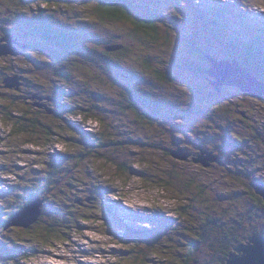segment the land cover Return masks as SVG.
Listing matches in <instances>:
<instances>
[{
	"label": "rangeland",
	"instance_id": "374dc122",
	"mask_svg": "<svg viewBox=\"0 0 264 264\" xmlns=\"http://www.w3.org/2000/svg\"><path fill=\"white\" fill-rule=\"evenodd\" d=\"M13 1L16 2L0 0L3 17L0 34L10 32L16 36L20 32L19 26L15 28L17 16ZM22 1L28 6L29 0ZM89 1L82 0L79 5L69 3L68 8H58L54 16L69 36H77V41L89 52L85 49L80 53L69 48L61 59H53L47 53L51 57L48 60L36 52L39 47L46 48L36 39L12 36L0 39V111L6 112L0 116V217H4L2 210H19L31 193L30 186L35 184L34 189H39L36 187L38 181L52 172L49 168L57 163L60 154L71 153L73 157L86 152L89 157L80 160L81 163L78 161L77 181L72 178L73 173L68 178L64 175L59 178L63 181L61 186L74 189L66 184L71 180L80 193L83 192L80 196L93 200L90 207H81L79 198L70 191L63 195L68 199L67 203L75 200L73 205L85 219L88 216L92 219L83 221L80 232L71 234L70 239L52 238L48 243L43 240L35 249L22 245L28 255L21 257V264H179L176 251L182 241L188 240L186 228L195 229L192 226L197 225L200 230L207 217L216 220L214 237L207 236L211 250L215 247L213 242L218 246L215 238L220 233L243 237L264 231V204L250 197L251 193L261 197L253 187L264 181V88L258 85L259 89L247 91L230 86V69L218 64L222 61L231 65L236 60L241 64L246 59L241 49L247 47L246 41L254 40L255 49L259 50L257 57L264 59V0H131L136 15L151 17L158 23L160 38L157 40L138 37L128 23L98 21L92 22L91 27L88 26L90 22H79L87 18L85 7L96 5L98 0L91 4ZM35 3L37 10L46 6L40 4V0ZM33 7L29 5L28 9ZM75 9L77 16L73 13ZM219 9L233 16L223 19L218 15ZM203 13L216 14L217 19L205 20V25ZM211 25L218 29L224 27V34L215 28L214 31ZM235 28L239 29L237 34L244 36L236 35V38ZM232 39L244 42L239 47L226 46L225 43L231 44ZM28 41L38 47H30ZM116 44L118 50L124 45L128 51L122 56L114 55L117 50L110 52L108 49H115ZM71 45H74L73 40ZM192 49L198 50L195 60L201 65L200 73L175 64L180 63L177 60L190 58ZM104 50L110 54L105 63L99 58V53ZM143 57H146L144 60L150 58L153 67L171 75L172 81H160L157 74L149 75L140 66ZM46 61L54 67L65 61L70 62L71 67L73 64L74 68H69L72 86L59 82L52 69L43 64ZM107 61L119 66L124 64L129 70L125 67L120 71L119 68L111 70ZM133 73L137 76L135 79L124 77ZM223 73L225 77H222ZM17 79L25 89H34L36 93L41 90L55 92L51 107L59 108L63 102L72 101L82 105L78 108L81 113L66 117L59 108L57 115L65 118L67 127L50 140L44 132L34 134L36 129L25 128L26 132L19 133L14 126H20V121L25 122L24 117L28 119L27 127L33 122L26 112L30 113L31 120L46 123L45 129L56 127L61 121L56 115L48 120L42 118L33 112L32 106L18 100V95L6 91L3 85L13 87ZM258 79L264 83L260 77ZM223 80L227 83L223 84ZM135 90L148 100L159 101L161 115L154 114L155 109L149 101L135 103L128 94ZM38 100L48 105L47 100ZM84 113L90 117H85ZM106 135L112 138L107 143L111 145L106 147L111 150L99 152L98 140L103 141ZM38 144L42 145L39 147ZM196 147L215 152L226 166L211 162V156L196 155ZM168 149L176 150L179 160L169 157ZM190 158L194 159L190 161ZM196 161L200 164L210 162L212 170L194 164ZM192 179L206 182L208 191L200 192L197 188L191 193L185 183ZM200 196L202 199L199 200ZM50 205L44 199L41 227L52 222V218L54 220ZM184 211H191L190 220L182 217ZM110 212L112 218L108 216ZM176 217L182 224L175 225ZM160 218H170L174 227L158 225ZM148 221L153 226L149 232L152 238L138 247L124 238L127 234L124 227L138 229V223L145 225ZM232 228L234 232H229ZM16 229L23 231L19 227ZM10 233L19 235L15 231ZM162 237L169 239L163 241ZM247 242L246 246L253 245L249 240ZM19 248L13 243L1 246L0 257L7 263L6 259L11 258L12 252L20 251ZM153 250L158 254L153 256ZM210 254L201 258L203 264H223V254Z\"/></svg>",
	"mask_w": 264,
	"mask_h": 264
},
{
	"label": "trees",
	"instance_id": "16d2710c",
	"mask_svg": "<svg viewBox=\"0 0 264 264\" xmlns=\"http://www.w3.org/2000/svg\"><path fill=\"white\" fill-rule=\"evenodd\" d=\"M15 1L16 2H14V1L12 2L13 3L12 6L14 8L13 11H16L14 14L17 16L15 19V22H16L15 28H17L19 26L20 32L16 36L11 34L10 32H3L0 34L1 40L4 39L5 37H9V36L14 37L15 39H17L18 37H22L23 40L24 39L25 40H27V39L35 40L36 39V40H38V42H40L41 44H44L46 46V48L39 47L40 49H38L36 52L41 56H46L48 58V60H50L51 57L53 59H61L62 58L61 55H64L63 52L67 51L69 48H73L74 50L79 51L80 53H82L83 50H85V49H86V51L89 52V49L86 46H83L82 44H80L77 41L78 40L77 36H75V38H71L69 36V33L64 28H62L59 25L58 21L54 18V16L57 15L56 12L58 11V8H63V7L68 8L69 3L73 4V5H79V4H81L82 0H40L41 1L40 4L43 3L44 5H46L44 8H41L42 10L36 9L35 0H29L28 6L26 5V3H27L26 1H22V0H15ZM93 1L94 0H90L89 3L91 4V2H93ZM29 5H33L34 7L31 10H29L28 9ZM80 9H81V7H80ZM76 10L77 9H75V12H73V13L77 16L78 13L76 12ZM38 11H42L43 13L40 14ZM218 11H220V9ZM224 12H225L224 9L222 11L218 12V15L223 19L226 18V16H230V17L233 16L230 12H227V14ZM85 13L87 14V18L83 19L79 22H82V21L90 22V24L88 26L93 27V25L91 23L92 22L97 23L98 21H100V23H104L107 21L108 22H114V23L122 22V23L131 24L133 32L138 37H142V36L144 38L148 37L151 40L152 39L157 40L160 38L158 35L159 31L156 27L157 22H155L151 17L144 18L141 15H136V11H135L134 6L132 5L131 0H98L96 5H94V6L90 5L89 7H85ZM92 14L95 15L94 18L92 17ZM216 14H217V12H216ZM216 14H211V13L204 14L203 13L201 16H202L204 22H205V20H209V21L213 20L214 21L215 19H217ZM2 18L3 17L0 15V19H2ZM223 23L227 25V21L224 20ZM205 25H207L206 22H205ZM211 27L214 30L215 27H213L212 25H211ZM205 28L209 31L208 26H205ZM223 28L224 27L221 26L220 29H218V28H215V29L216 30L218 29L219 33L224 34ZM230 28H231V26L229 27V29ZM216 30H214V31H216ZM237 30H239V29H237V28L234 29V31H235L234 36L236 38H238L236 35L244 36V35L237 34L238 33ZM220 36L221 35L218 34L219 38H220ZM71 40L74 41V45H71ZM250 40H253V39H250ZM28 42H30V41H28ZM243 42L244 41H242V40L234 41L232 39L231 44L228 42L225 44H226V46L238 45V47H239ZM246 42H247L246 43L247 47H245V49L244 48L241 49L243 51L244 56L246 57L245 61L241 62L242 67L257 77L259 75L260 80L263 81L264 80V59L262 60V59H259L257 57L256 52H259V50L255 49V45H256L255 40H254V42H250V41H246ZM29 45H30V47H32V45L35 46L36 48L38 47L34 44L33 41H31L29 43ZM27 46H28V44H27ZM116 46H117V44H116ZM121 47H122V50L121 49L117 50L113 54L116 56H122L128 51L126 46L122 45ZM197 51H198L197 49H192V51L190 53V56H191L190 58L186 59L185 61L177 60L176 62L179 61L180 63H175V64H178L183 69H188V70L200 73L201 72V65L198 62H196V60H195L196 55L198 53ZM22 52H24V51H22ZM47 53L50 54L51 57ZM107 55H110L107 50H104L103 53L102 52L99 53V58L102 59L103 63H105V61L108 60ZM202 57H203V55H202ZM145 58L146 57L142 58V62L140 63V66L144 67V69L147 70L149 75L153 76L154 74H157V77L160 81H164V82L165 81H169V82L172 81L173 77L171 75H168L166 72H163L162 70L153 67L152 66L153 64L151 63L150 58H147L146 60H144ZM236 61H238V60H236ZM43 64H47L48 65L47 68L52 69V72L54 74H56V76H57L56 79L59 82L62 81L64 83H66L69 87L72 86V79H70V76H69V72H70L69 68L71 67L70 62L65 61L62 64H58V66H56V67H54L50 63V61H46ZM108 64H109V67L111 68V70L112 69L116 70L119 68L118 71H120L122 69V67L123 68L125 67L127 69V71L129 70V68L126 67L124 64H123V66H122V64H121V66H119L116 62H114V63L108 62ZM78 66L83 67L81 65H78ZM104 66L106 67V69H108V67L106 65H104ZM72 67L74 68L73 64H72ZM206 70L207 69H204V72H206ZM260 71H262V73H259ZM124 77H126V78L132 77L133 79H135L137 76L134 75V73H133V75H131V74L124 75ZM61 79H63V80H61ZM4 83H5L4 79H1V84H4ZM50 83L55 84L54 81H51ZM3 87L5 89H7L6 91L10 90L9 92L18 95L19 96L18 100H22L23 104L26 106H32L33 110H34L33 112L35 114L40 115L42 118H45L46 120H48L52 116L55 117V115L57 118V116H58L57 114L59 113V108L62 109L61 111L65 114L66 117H69V116L75 117L76 115L81 113V109H78V108H82V105H78V104L75 105L72 101H70L68 103L63 102L62 105L59 106V108L58 107L57 108L51 107L54 105V103L52 101L55 98L54 97L55 92H53V91L51 92L50 90H44V91L41 90L40 92L36 93V90H34V89H31V90L25 89V86H22V83L18 87L17 86H13V87L9 86L7 88L6 85H3ZM49 92H50V94H48ZM72 94H75V93H72ZM128 94L133 98L135 103L143 104L144 102H147V101L151 102V104L153 105V107L155 109L154 114L161 115L160 109L162 108V106L160 105L159 101L155 102V101L148 100V98H146L144 95H141V93H139L138 90H135L134 92L129 91ZM100 96H102V95H100ZM34 98H36L37 100L33 101ZM40 98L47 100L48 105L46 106L44 102L38 100ZM75 99L77 100V97H75ZM18 100L16 102L17 105H19ZM2 105H3V103H2ZM38 106L41 108H39ZM74 109H78L77 112L74 111ZM85 110H87V109H85ZM136 111H137V109L134 110V112H136ZM26 113L29 117V120L33 121V122H32V124L29 125V127H27V124L25 122L28 119L26 117H24L25 122H24V120L20 121L19 122L20 126H14L19 130V133L26 132V131H24L25 128L36 129V130H34V134L37 135L40 132H44L48 135V136L46 135V138L48 140H50L51 137L53 135H55L56 133L62 134L61 130L64 129V127H67L64 124L65 118L58 116V119L61 122L58 123V125L56 127H53L51 129H45L44 127H46L45 126L46 123L42 122L41 120H38V122L31 120L30 113L29 112H26ZM2 114L5 115L6 112L0 111V116H2ZM84 116L90 117L89 115H87V113L86 114L84 113ZM228 137L231 138L232 136L229 135ZM64 139H65V137H64ZM111 140H112V138L107 136V135H106V137L103 136V141H100V139H99L98 140V142H99L98 146L100 147L99 152L111 150V147L106 148L107 146L111 145V144H107ZM151 140L154 141L153 138ZM237 141L239 142V140H237ZM191 144H193V142H191ZM39 145H42V144H38V146ZM148 145L150 146L151 144L148 143ZM180 147L182 148V146H180ZM160 148H163V145L160 146ZM181 148H180V150H181ZM196 150H197L196 155H198L202 150H205L207 152L213 153V155L216 156L215 152L204 149L202 147H196ZM175 151L173 149H168L167 154L169 157H172V159L179 160V159L175 158L173 155V153H175ZM85 153L86 152H80V153H78V155H73V157H71L72 156L71 153L60 154L56 158L58 160L57 163L53 164V167L49 168L50 170H52V172L47 177L41 178V182L38 181V185H36V187H38L39 189L38 190L34 189L35 184L30 186L31 189H29V190L31 191V193L26 198V201L19 208V210H17V211L14 210L11 212L2 210V214H4V217H0V247L1 246L7 247L11 243H13L15 245H19L21 248L20 251L12 252L11 258L6 259L7 263L21 264V257L23 255L24 256L28 255L27 249H24L22 247V245L23 246H29V247L35 249L37 246H41V242L43 240H44V242L48 243L52 240V238H54V239L58 238L61 240V238L63 237V238L70 239L71 234H73V233L78 234L80 232L79 230L81 228V223L83 221H85L86 219H92L91 216H88L85 219L83 216V213L80 214L79 209L75 205H73L75 203L74 202L75 200H73L72 203H67L66 200L68 201V199L65 196L63 198V195L67 191H70L71 194H73L79 198L77 200L81 203V207L82 206L90 207L89 204L92 203L93 200H91L89 197L84 199L83 196H80V195H83L82 194L83 192L80 193V190L76 186L75 182H73L71 180L68 181V183H66V184H67V186L74 188V189L70 190L67 187L61 186L63 181L60 180V178H59V176L62 177L63 175L65 176V178H68L73 173L74 177H72V178L75 181H77L78 179L75 176L77 175L76 170L79 169L78 161L80 162V160L83 161V160L89 158V157H87V155H85ZM98 158L101 159L102 157L98 156ZM193 159L194 158H190L189 160L192 161ZM220 160L222 162L220 164V166L225 167L226 163L224 164L223 163L224 161L221 158H220ZM48 161L49 160H47L46 162L49 163ZM68 162H70V163H68ZM172 162H175L176 164H178L176 161H172ZM63 163H65V164H63ZM194 164H197V163H194ZM198 165L205 167L203 164H198ZM70 166L74 167V168L70 169L69 168ZM211 167L212 166H210L208 168L205 167V169H211ZM55 176H58V178H56ZM38 178H40V176H38ZM175 181H177V180H175ZM260 183L264 184V181H260ZM185 184H187V188L190 191L191 190L194 191L197 188H199L200 192L201 191H208V189H209V186L206 182H201L200 180H196V179H192V181L190 183H185ZM256 188H257V186L254 185L253 190L256 191ZM192 191H191V193H192ZM62 192H63V194H62ZM255 194L251 193L250 197L253 200H256L258 203L264 204V200L261 197H259L258 195L256 196ZM201 197L202 196L199 197V200L202 199ZM38 199H40V200L47 199V202L50 203L51 204L50 206L53 207L51 209L52 210L51 215L54 217V220L52 218V222L45 223V225L43 227H41L39 224H40V221L43 217V215H42V216H40L41 218H39L37 223L32 224L28 227H23V228L19 227V228L23 229V231H19L18 229H16V228H18V226H15V225L10 226L14 217H16L20 213L19 211H21L27 205L35 202ZM206 199H208V197ZM184 212H185L184 213L185 215H183L182 217L187 218V220H190L191 219V217H190L191 211H184ZM43 214H45V213L43 212ZM110 215H111V212H110V214H108V216L111 217ZM176 218L178 221H177V223H175V225L182 224L180 219L178 217H176ZM209 218L207 217L206 223L200 227V230L196 227L197 225L192 226L195 229L186 228V231H188V232H186L187 233L186 235L188 236V240L182 241L183 244L177 248V251H176V253H177V261L176 262L177 263H179V264H203L201 262V258L203 256H206L207 253L211 252V254H213L215 252L219 256L221 254H223V258H224L223 264H227L230 257L233 254L237 253L235 248L237 246H243L244 244H246L247 238H249V237L252 238V236H253V237H262L264 239V231L254 232L252 234H249V235L243 236V237H238L237 235L234 236V233H231V235L226 236V235H224V233L228 234V232L223 231L224 233H220V235L216 236V238H215L218 240V246L215 244V242H213V243L211 242L212 244L215 245V247L211 250L212 245L210 247L209 239L207 236H209L210 238L214 237V231L216 230V228H214V224L216 223V220L209 219ZM172 221L173 220H171L170 218H167V219L166 218H160L158 225L166 224L168 228L169 227L173 228L174 226L172 225ZM120 224L123 225V222H120ZM138 226H139L138 229H135L132 226H127V228L124 227L127 230V234L124 238L129 239L130 241H133L134 242L133 244H135L136 247L140 246L141 242L143 243L144 241L153 237L151 235V233H149L153 229V226L149 221L146 222L145 225L138 223ZM234 230L235 229L232 228V231H229V232H234ZM11 231H15L19 235H12L10 233ZM22 234H23L24 238L20 237V235H22ZM6 235H7L8 239L6 238ZM162 238H163L162 239L163 241H165L166 239H169V237H162ZM196 238H198L197 241L192 240V239H196ZM18 239H19V241H18ZM53 242H56V241H53ZM166 246H168V245H166ZM29 251H33V250H29ZM165 251L166 250H164L163 252L165 253ZM172 252H174L173 249H172ZM151 254L154 256V255L158 254V251L153 250L151 252ZM148 256H151V255L148 254ZM145 259H144V261H145ZM7 263L3 261L2 257H0V264H7ZM145 264H147V263H145Z\"/></svg>",
	"mask_w": 264,
	"mask_h": 264
},
{
	"label": "water",
	"instance_id": "95a60500",
	"mask_svg": "<svg viewBox=\"0 0 264 264\" xmlns=\"http://www.w3.org/2000/svg\"><path fill=\"white\" fill-rule=\"evenodd\" d=\"M110 52H113L115 50H118L117 46L108 49ZM216 61H219L216 59ZM218 64L225 65L223 67H228L230 69V74H228V78L231 82H229L230 86H238L241 89L244 90H252L258 88V85H261L262 88H264V83L259 81V79L254 75L245 70L242 65L238 61H234V63L231 65L228 63H222V61H219ZM231 66V67H230ZM239 74V75H238ZM226 75H222V77H225ZM224 81V80H223ZM227 83L226 80L223 84ZM14 86H20L21 81L19 82V79H17L14 84ZM259 89V88H258ZM36 99V98H34ZM41 99V98H40ZM39 107V106H38ZM41 108V107H39ZM178 152L173 153L174 157H178ZM201 155H208L211 156V162H221L220 158L217 156H214L213 153L207 152L205 150H202ZM200 155V154H199ZM187 157H189L187 155ZM187 160V159H186ZM195 163H198L196 161ZM206 168L210 167V162L208 164L201 163ZM257 193L263 197L264 199V184H260L256 188ZM44 204V199L36 200L35 202L27 205L24 209L20 211V213L14 217L11 225H15L18 227H28L32 224H35L38 222L40 216L43 215L42 213V206ZM250 242L253 243L251 246H237L235 249L237 251V254H233L230 259L228 260L227 264H264V239L261 237H252L248 239ZM243 253V255H242ZM241 254L242 256H239Z\"/></svg>",
	"mask_w": 264,
	"mask_h": 264
},
{
	"label": "flooded vegetation",
	"instance_id": "af4514ba",
	"mask_svg": "<svg viewBox=\"0 0 264 264\" xmlns=\"http://www.w3.org/2000/svg\"><path fill=\"white\" fill-rule=\"evenodd\" d=\"M247 241H248V240H247ZM247 241H246V244L249 243V242H247ZM246 244H244V245H246ZM236 254H237V253H236Z\"/></svg>",
	"mask_w": 264,
	"mask_h": 264
},
{
	"label": "clouds",
	"instance_id": "9594fccd",
	"mask_svg": "<svg viewBox=\"0 0 264 264\" xmlns=\"http://www.w3.org/2000/svg\"><path fill=\"white\" fill-rule=\"evenodd\" d=\"M22 52V51H21ZM22 53H24V52H22Z\"/></svg>",
	"mask_w": 264,
	"mask_h": 264
}]
</instances>
